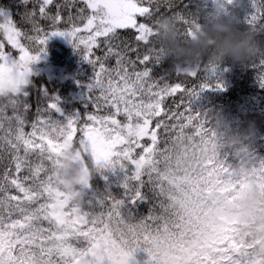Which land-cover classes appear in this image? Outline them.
<instances>
[{"label":"snow or ice","instance_id":"obj_1","mask_svg":"<svg viewBox=\"0 0 264 264\" xmlns=\"http://www.w3.org/2000/svg\"><path fill=\"white\" fill-rule=\"evenodd\" d=\"M76 2L71 0L73 12L64 19L62 5L34 0L33 10L23 14L29 30L0 7V32L19 53L5 51L0 40V97L8 101L0 105V264H131L142 246L145 264H223L233 253L239 254L236 264H264V244L237 235L238 219L230 208L246 186L264 189V160L257 164L252 153L247 165L232 164L227 153L213 154L215 130L207 126L206 112L191 106L206 88H224L220 66H204L199 91L157 78L153 68L165 58L153 43L157 0H79L78 8ZM240 5L228 0L219 9L214 0L209 15H231ZM251 8L243 23L254 26L264 17V3L251 0ZM198 21L195 16L184 23ZM127 31L137 45L148 46L142 56L125 38ZM53 36L67 38L92 66L85 108L64 116L60 97L41 88L49 102L29 122L31 65L43 58ZM101 48L104 54L96 56ZM111 58L115 65L106 66ZM173 69L189 77L201 71L200 64ZM259 86L264 88V76ZM177 94L182 103L188 98L184 111L182 103L175 110L167 104ZM67 147L76 149L84 170L80 205L54 179ZM190 156L198 161L194 167L182 164ZM117 169L124 173L122 198L92 187L96 174ZM140 201L151 207L134 220L123 209Z\"/></svg>","mask_w":264,"mask_h":264},{"label":"trees","instance_id":"obj_2","mask_svg":"<svg viewBox=\"0 0 264 264\" xmlns=\"http://www.w3.org/2000/svg\"><path fill=\"white\" fill-rule=\"evenodd\" d=\"M54 2L63 6L60 11L64 19L67 18L69 13L73 12L71 0H68V3H66V0H54ZM261 3H264V0H256L257 6ZM159 4V10L155 11L154 19H158L160 16H175L177 27L181 33H186L187 29L191 27V24L184 23V20L190 22L195 16L199 20H203L214 12V0H160ZM81 6L79 0H77L76 7ZM0 7H4L9 11L18 26L25 30L30 29V25L23 22V14L25 11L33 10L34 0H30L28 5H24L22 0H0ZM35 7L38 14V5ZM153 9L155 10V5H153ZM56 11V7L52 6L51 12L55 13ZM234 11L240 20V28L250 29L255 33L257 49L243 63L227 60L221 64L218 75L224 82V88H206L200 93L199 97L193 100L191 106L193 110L199 112H207L210 109L222 113L230 131L245 130L248 128L249 123H252L255 126L256 135L251 142L250 150L254 154L255 162L258 164L261 160H264V88L259 86L260 78L264 76V17L259 18L254 26L243 23L244 16L255 11L251 8V0H242L241 5ZM63 26L61 25V27ZM42 27H47V24L42 23ZM125 38L133 48H139L141 56L147 51L148 46L136 44L132 31H127ZM0 40L5 43V51H10L16 56V52L4 40L2 32H0ZM153 43L156 45L154 39ZM156 46L158 47V45ZM94 51L96 56H102L105 49L101 48ZM42 55H45V61L40 60L41 62L38 61L31 65L33 71L31 79L34 84L30 88V97L28 98L31 105L28 114L29 122L35 118L36 109L46 107L49 102L41 95V88L47 89L50 95L55 94L60 97V108L64 116L83 111L85 108L84 84L93 76L92 66L82 59L78 50L74 49L69 41L59 40L55 36L47 41V51ZM132 58L135 59V56L132 55ZM206 64H208L207 60L200 62L201 71L197 77H189L183 74L177 76L173 69L176 63L173 62L171 57H165L161 64L154 66L153 75L157 78L166 76L169 83H181L185 87L195 88L199 91V85L204 82L205 72L203 69ZM114 65V58L107 61L106 66ZM149 67H152V65L150 64ZM212 79H215V77ZM187 99V96H184L182 103L181 95L177 94L175 97L168 98L167 104L175 110V105L182 103L179 111H184L183 105L187 103ZM7 103L6 98L0 97V105ZM89 111H92V109H89ZM7 112L8 115L12 114L10 107ZM207 121V126L212 128L208 118ZM30 130V127H26V131ZM78 138L79 134L74 139L78 140ZM225 153L228 154L227 160L229 163L236 164L238 162L231 151ZM123 175L124 173L119 169L115 172L105 170L103 175L98 173L94 176L91 181L92 187L98 192H104L107 189L117 198H122L124 194V189L121 187ZM150 207L149 201H140L134 205H126L123 211L126 214L131 213L134 220H139L142 216L148 214ZM238 256V253H233L232 258L223 261V264H236ZM148 260V254L142 246L135 253V259L131 261V264H145ZM149 264H152V262H149Z\"/></svg>","mask_w":264,"mask_h":264},{"label":"clouds","instance_id":"obj_3","mask_svg":"<svg viewBox=\"0 0 264 264\" xmlns=\"http://www.w3.org/2000/svg\"><path fill=\"white\" fill-rule=\"evenodd\" d=\"M160 3V0H157ZM242 0H233V5ZM216 6L223 9L228 0H216ZM191 24V23H190ZM153 39L162 50V55L171 57L173 62L183 66L195 67L202 60L220 66L227 60L243 63L257 49L255 33L250 29H241L237 14L225 15L222 11L209 15L197 24H191V35L181 33L175 16H160L154 23ZM207 118L215 130L216 136L210 145L213 154L219 156L231 151L238 162L247 165L252 156L251 142L256 135L255 126L249 123L245 130L230 131L222 113L208 110ZM184 146L182 145L181 148ZM197 160L191 156L182 160L186 166H196ZM84 170L74 147L65 148L59 163L54 169V179L58 186L71 198L73 205L82 203L81 181ZM238 223L237 235L264 244V189L258 186H246L231 204Z\"/></svg>","mask_w":264,"mask_h":264},{"label":"rangeland","instance_id":"obj_4","mask_svg":"<svg viewBox=\"0 0 264 264\" xmlns=\"http://www.w3.org/2000/svg\"><path fill=\"white\" fill-rule=\"evenodd\" d=\"M55 37H56L57 39H59V40H62V41L68 42V39L65 38V37H62V36H55ZM11 49H12V48H11ZM12 50H14V51L16 52V56L18 57L19 53L17 52V50H15V49H12ZM45 58H46L45 55H43V58L41 59L42 62L46 60ZM39 61H40V60H39ZM40 62H41V61H40ZM36 63H37V62H36Z\"/></svg>","mask_w":264,"mask_h":264}]
</instances>
